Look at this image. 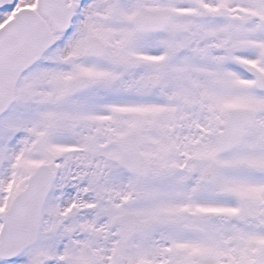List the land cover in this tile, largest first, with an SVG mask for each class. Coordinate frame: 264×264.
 Listing matches in <instances>:
<instances>
[{"label": "snow or ice", "instance_id": "6c2138e0", "mask_svg": "<svg viewBox=\"0 0 264 264\" xmlns=\"http://www.w3.org/2000/svg\"><path fill=\"white\" fill-rule=\"evenodd\" d=\"M0 264H264V0H0Z\"/></svg>", "mask_w": 264, "mask_h": 264}]
</instances>
